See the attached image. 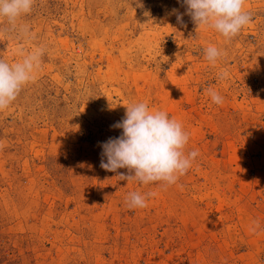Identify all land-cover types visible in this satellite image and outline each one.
Listing matches in <instances>:
<instances>
[{"label": "rangeland", "instance_id": "1", "mask_svg": "<svg viewBox=\"0 0 264 264\" xmlns=\"http://www.w3.org/2000/svg\"><path fill=\"white\" fill-rule=\"evenodd\" d=\"M244 11L228 43L195 31L183 0H35L0 21L10 65L44 50L0 111V264H264V0ZM209 45L226 51L215 66ZM135 102L182 123L199 152L166 189L100 167ZM130 192L155 195L130 209Z\"/></svg>", "mask_w": 264, "mask_h": 264}, {"label": "clouds", "instance_id": "2", "mask_svg": "<svg viewBox=\"0 0 264 264\" xmlns=\"http://www.w3.org/2000/svg\"><path fill=\"white\" fill-rule=\"evenodd\" d=\"M34 3L35 0H0V21L15 26L19 19L32 12ZM183 3L186 5L185 14L191 17L195 31L213 30L224 38L225 43L236 37L251 21L250 15L244 11L246 0H183ZM144 15L149 16L150 13L146 11ZM177 22L183 23L182 15H177ZM23 32L27 35L28 29L24 28ZM3 34L4 31L0 30V35ZM43 54V48L36 47L12 65L0 58V111L7 109L22 88L34 79ZM224 55L226 51L215 45L204 49V58L212 66ZM164 58L167 60V57ZM227 76L228 72L223 71L218 78L223 80ZM206 93L213 104L223 103V97L213 87L209 86ZM125 109L124 118L113 125L122 130L121 135L109 138L101 145L106 161L102 159L100 167L113 173L126 169L127 175L123 172L116 175L119 181H135L145 186L159 184L164 189L177 184L199 155L198 150L187 151L190 136L182 123L165 111L151 110L146 102L130 103ZM153 195V192L143 195L130 192L126 204L130 209L145 208L148 198ZM253 224L252 230L255 231L259 224L257 221Z\"/></svg>", "mask_w": 264, "mask_h": 264}]
</instances>
